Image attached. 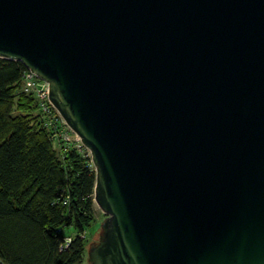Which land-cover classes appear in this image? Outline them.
Returning <instances> with one entry per match:
<instances>
[{
    "label": "water",
    "instance_id": "obj_1",
    "mask_svg": "<svg viewBox=\"0 0 264 264\" xmlns=\"http://www.w3.org/2000/svg\"><path fill=\"white\" fill-rule=\"evenodd\" d=\"M0 59L89 151V264H264V0H0Z\"/></svg>",
    "mask_w": 264,
    "mask_h": 264
},
{
    "label": "trees",
    "instance_id": "obj_2",
    "mask_svg": "<svg viewBox=\"0 0 264 264\" xmlns=\"http://www.w3.org/2000/svg\"><path fill=\"white\" fill-rule=\"evenodd\" d=\"M24 71L0 59V264H81L95 222L94 167L51 143L36 100L21 91Z\"/></svg>",
    "mask_w": 264,
    "mask_h": 264
},
{
    "label": "built area",
    "instance_id": "obj_3",
    "mask_svg": "<svg viewBox=\"0 0 264 264\" xmlns=\"http://www.w3.org/2000/svg\"><path fill=\"white\" fill-rule=\"evenodd\" d=\"M21 91L25 94H31L36 100L43 125L49 130V139L54 146H57V144L71 146L79 154L90 157L89 151L81 143L79 137L68 128L57 110L50 103L47 83L26 69L21 77ZM70 241V238L65 239L63 245L65 249Z\"/></svg>",
    "mask_w": 264,
    "mask_h": 264
},
{
    "label": "rangeland",
    "instance_id": "obj_4",
    "mask_svg": "<svg viewBox=\"0 0 264 264\" xmlns=\"http://www.w3.org/2000/svg\"><path fill=\"white\" fill-rule=\"evenodd\" d=\"M105 215L103 213H101L95 206L94 204V218H95V222L94 224L85 232L86 235V253L84 256V260L81 264H89L87 259V250L89 245L92 243V241L95 239L96 234L98 233V229L100 227V222L103 221ZM72 234L74 235V232H72ZM71 234V236H73Z\"/></svg>",
    "mask_w": 264,
    "mask_h": 264
}]
</instances>
